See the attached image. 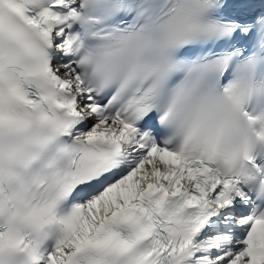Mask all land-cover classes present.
Returning a JSON list of instances; mask_svg holds the SVG:
<instances>
[{"label": "snow or ice", "instance_id": "obj_1", "mask_svg": "<svg viewBox=\"0 0 264 264\" xmlns=\"http://www.w3.org/2000/svg\"><path fill=\"white\" fill-rule=\"evenodd\" d=\"M262 67L264 0H0V264H264V156L156 123Z\"/></svg>", "mask_w": 264, "mask_h": 264}, {"label": "clouds", "instance_id": "obj_2", "mask_svg": "<svg viewBox=\"0 0 264 264\" xmlns=\"http://www.w3.org/2000/svg\"><path fill=\"white\" fill-rule=\"evenodd\" d=\"M264 81V76H256ZM202 111L184 109L176 118L158 123L166 139L176 144L189 141V147H215L220 153L243 152L264 156V93L251 92L246 96L243 109L231 112L222 101H196ZM247 112V116L243 113Z\"/></svg>", "mask_w": 264, "mask_h": 264}]
</instances>
